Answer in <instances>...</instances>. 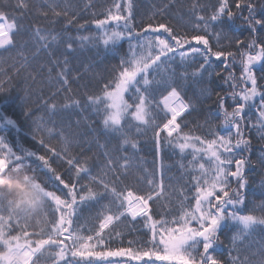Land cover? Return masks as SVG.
Returning a JSON list of instances; mask_svg holds the SVG:
<instances>
[{
    "label": "snow or ice",
    "instance_id": "1",
    "mask_svg": "<svg viewBox=\"0 0 264 264\" xmlns=\"http://www.w3.org/2000/svg\"><path fill=\"white\" fill-rule=\"evenodd\" d=\"M61 2L62 0H54L45 7L51 8L55 17H63L67 20V24L71 25L76 17L74 15L69 17L68 5L61 8ZM5 7L8 5H0V49L7 51L15 47L14 36L22 26L16 23L14 16L11 17V22H7L11 14L4 11ZM14 7L26 10L29 8L28 0H16ZM131 7L129 2L127 14L121 15L119 14L121 5L116 4L117 14L109 10L106 19L94 21L99 28L106 27L108 21H115L118 28L123 29L105 31L102 38H95L106 47H115L125 35L129 40H139L141 35L144 39L136 46L130 45V55L120 60L119 70H114V75L102 86L99 95L87 96V103L89 106H95V114L102 117L103 126L114 132H121L124 122L129 119L137 122V133H141L140 125L153 127L157 152L163 144H171L173 139L181 141L176 146L181 152L186 150L190 152L192 171L199 173L192 176V187L195 188L192 198L195 203L188 205L187 208L182 204L180 214L171 219L163 216L160 219H154L150 202L161 198L164 192L163 179L159 183L155 179H148L146 183L149 191L146 195H137L131 188L126 191L121 189L118 176L115 179H108V172L114 171L117 167L123 169L131 167L128 157H123V163L120 164L105 153L108 157L105 168L108 171L92 178V183L99 190H94L88 185H80L78 190L79 177L81 173L87 174L88 169L76 158H67L71 140L64 136L62 131L57 134L64 139L63 155L57 152L56 148L45 144L43 138L39 139L38 143L52 156L63 159L65 163L75 168L77 179L71 184L62 179L56 169L52 168L49 157L26 149L14 150L7 136L0 134V176L14 175L22 179L30 189L23 195H17L14 190L0 186V264H40L42 259L50 260L51 264H121V259L124 257H130L132 261H139L141 264H157L158 261L161 264L163 262H169V264H264V238L259 241L256 251L250 255L242 256V249L237 247L257 229H264V201L255 205L247 214L236 211L245 203L243 190L246 188L247 180L243 173L245 166L249 163L243 155L240 158L236 156L247 150L251 144L249 139L241 137V124L245 119L246 106L250 107L257 97L260 98L257 109L258 122L264 134V91L261 90L264 89V85L258 84L257 77V71H259L261 73L259 80H264V0H234V7L237 10L235 12L229 5V0H217V4L213 5L211 16H196L198 21L203 22V29L200 23L194 25V28L206 32L209 24L223 23L225 19L231 21L239 15L246 25V30L251 34L250 41L240 38L229 39L223 32L213 33L217 45L223 37L229 39L228 46L234 42L238 49H246L239 53L222 50L213 52L207 35H194L190 38L177 35L165 24H159L155 28L149 24L143 33H134L131 25ZM204 7L199 4V0H196L193 11L195 12L197 8L203 11ZM243 10H246L248 14L243 15ZM39 14L47 17L49 13L41 11ZM161 29L168 34V39L157 34ZM43 32L44 30L39 27L34 28L36 42L40 46L37 48V53L41 49L47 51L51 42L57 39L55 35L42 34ZM148 32L155 35L149 36L146 34ZM79 39L81 43H84L94 38L82 36ZM170 40L172 43L169 42ZM191 41L202 44L203 48L189 47L187 51H184V46L189 45ZM73 43L74 41L68 43L66 48L72 50ZM177 54L181 60L189 56H200L203 59V63L193 75H200L207 71L212 66L211 57L225 64L222 71H228L232 67L228 64V60L231 59L235 64L237 54L240 55L242 72L239 79L243 83L237 84L238 78L232 71H228V75L223 77L224 84H228L233 89L230 97L235 107L232 111L224 108L225 97H219L225 130L235 129L238 137L235 142L230 131L228 135L210 133L213 136L212 139L187 133L181 134L178 119L188 113L192 106L189 101H185L179 86H173L175 81L157 82L158 87H162L167 94L163 95L158 102L154 100L150 92L153 81L149 79V75L159 69L161 64L174 60ZM18 55L23 63L17 61L13 64L17 74L21 70L28 69L27 56L24 53ZM17 63L19 67L16 66ZM52 63L53 67H60L59 60ZM67 63L65 59L64 66L60 67L56 73V79L62 88L69 84ZM257 64L259 69L256 68ZM51 71L52 68H49V72ZM215 75L219 77L221 73L218 72ZM29 76H32L31 72ZM10 79L0 80V92L6 91L5 84L9 83ZM237 87H240L239 92L235 91ZM67 90L70 91V89ZM126 95L133 100L132 103L125 98ZM79 104L80 101H74L72 105L52 103L48 107L51 114L55 115L59 111ZM153 109L161 110L163 123H157ZM29 114L25 112L26 116ZM159 114L156 113V115ZM5 126L18 128L15 120L0 113V129ZM45 130L49 133L53 131L37 124L36 132ZM162 133L166 135L162 137ZM35 138L33 136V139ZM123 143L136 147V142L127 137ZM33 157L35 159L31 160ZM204 160L206 163L201 162ZM34 163L53 173L59 185L67 189V198L57 195L56 191L48 190L46 184L38 181L32 166ZM261 163H264V160ZM233 180L238 185L236 188L232 187ZM105 199H109L110 204L104 212L97 213L95 219L98 224L89 228L87 223H78L80 217L77 208L81 204L99 203ZM256 212H259V215ZM129 215L134 220L143 218L147 222L151 236L146 243L151 244L152 247L137 251L123 248L112 250L109 247L110 236L106 240V230L110 227L114 229L116 222ZM228 222L236 224L239 231L232 237V248L229 251L228 260L225 261L217 258L213 252L216 251L217 245L222 243L220 232ZM33 227L38 231L27 230ZM17 229L19 231L13 235L12 232ZM84 232L92 234L84 235L82 234ZM233 252L236 254L233 255Z\"/></svg>",
    "mask_w": 264,
    "mask_h": 264
},
{
    "label": "trees",
    "instance_id": "2",
    "mask_svg": "<svg viewBox=\"0 0 264 264\" xmlns=\"http://www.w3.org/2000/svg\"><path fill=\"white\" fill-rule=\"evenodd\" d=\"M53 2L54 0H28L29 8L19 10L14 7L16 0H0V5H8L4 11L11 14L7 22H11V17L14 16L16 23L22 26L14 36L15 47L7 51L0 49V80L8 81L11 78L10 82L5 84L6 91L0 92V113L12 118L18 125V128L5 126L0 129V134L7 136L14 150L26 149L49 157L52 168L56 169L62 179L71 184L77 179L75 168L69 166L63 159L52 156L38 143V140L43 138L45 144L56 148L57 152L63 155L64 139L57 134L62 131L64 136L71 140L67 158H76L82 166L88 169L87 174L81 173L79 177L78 190L80 185H88L94 190H99L92 183V178L108 171L105 168L108 159L105 153L120 164L123 163V157H128L131 167L128 169L117 167L114 171L108 172V179H115L118 176L120 188L125 191L131 188L137 195L148 193L149 186L146 183L148 179H155L157 183L163 179L164 192L159 200L150 202L151 214L154 219H160L161 216L166 219L178 216L182 204L187 208L188 205L195 203L192 198L195 193V188L192 187V176L199 175V173L192 171L190 152L188 150L181 152L176 146L181 141L175 139L171 144H163L157 152L155 129L151 126L140 125L141 133H137V122L131 119L124 122L121 132L106 129L101 122L102 117L95 114V106H89L87 103V96L99 95L102 86L114 75V70H119L120 60L130 55V45L136 46L141 43L144 36L141 35L139 40H129L125 35L115 47H106L95 38H102L105 31L109 32L113 26H117V22L108 21L106 27L99 28L94 21L106 19L109 10L117 14L116 4L121 5L119 14L126 15L130 2L132 5L131 25L134 33H143L149 24L153 28L159 24H165L171 27L173 33L177 35L189 38L194 35H207L213 52L222 50L237 53L246 51V49H238L234 42L228 46L229 39L240 38L250 41L251 34L246 30L244 21L238 15L231 21L225 19L223 23L209 24L206 32L195 29L194 25L197 23H200L203 29V22L198 21L196 16H211L213 5L217 4V0H199V4L205 7L203 11L197 8L195 12L193 4L196 0H62L61 8L68 5L69 17L73 15L76 17L75 22L68 25L65 18L55 17L52 9L45 7ZM229 5L234 12L237 11L234 7V0H229ZM41 11H47L48 16L40 15ZM247 14V11L243 10V15ZM120 24L122 25L123 22L121 21ZM81 25L83 27H80ZM36 27L44 30L42 34L50 33L57 37L51 42L47 51L41 49L37 53V48L40 46L34 35ZM215 32H223L229 39L222 37L217 45L216 37L213 35ZM146 34L155 35L151 32ZM157 34H160L162 38H169L162 29ZM82 36H90L94 39L81 43L79 38ZM73 41V49L68 50L66 45ZM169 42L172 43L171 40ZM189 47L203 48V45L191 41L189 45L184 46L183 50L187 51ZM19 53L27 56L28 69L27 71L21 70L17 74L13 64L17 61L23 63ZM65 59L68 62L69 84L62 88L56 79V73L60 67L64 66ZM240 59V55L237 54L235 64L231 59L228 60V64L232 65L228 71H232L238 78L236 81L238 85L243 83L239 79L242 72ZM55 60H59L60 67H53L52 62ZM201 63L203 59L200 56H189L181 60L177 54L174 60L161 64L159 69L150 73L149 79L153 81L150 92L154 100L158 102L167 93L162 87H158L157 82L167 80L172 83L175 81L173 86H179L185 101H189L192 106L188 113L178 119L181 134L187 133L212 139L213 136L210 133L228 135L230 131L233 142H235L238 138L235 129L225 130L223 109L220 108L219 97H225L224 108L228 111H232L235 107L230 97L233 89L223 82V77L228 75V71H222L225 64L211 57L212 66L200 75H193ZM16 66L19 67V64L17 63ZM49 68H52L51 72ZM256 68L259 69V64ZM29 72L32 76H29ZM218 72L221 73L219 77L215 75ZM260 75L261 73L257 71L258 84L264 85V80H259ZM261 90L264 91V89ZM235 91L239 92L240 87H237ZM226 94L229 95L226 96ZM125 98L129 103L133 102L128 95ZM74 101H80V104L59 111L55 115L51 114L48 107L52 103L72 105ZM259 102L260 98L257 97L250 107L246 106L245 119L241 124V137L249 139L251 144L247 150L236 156L240 158L243 155L249 161L243 173L247 180L246 188L243 190L245 203L236 209L240 214H247L253 210L255 205L264 201V163H261L264 160V134L258 122ZM26 111L30 113L28 116L25 115ZM153 112L157 123H163L161 110L153 109ZM156 113L160 114L156 115ZM37 124L44 129H52V133L46 130L36 132ZM164 135L166 133H162V137ZM33 136L36 138L33 139ZM126 137L136 142L135 148L131 144L123 143ZM34 159V157L31 158V160ZM201 162L206 163V160ZM32 166L39 182L46 184L48 190L56 191L57 195H61L62 198H67V189L59 185L53 173L35 163ZM3 177L5 176H0V186L14 190L17 195H23L30 190L22 179L14 175L7 176L9 177L7 181ZM237 186L233 180L232 187ZM109 204V199L99 203L81 204L77 208L80 217L78 223H87V227L92 228L94 224H98L95 219L97 213L104 212ZM256 214L259 215V212ZM27 230L29 232L38 231L35 227ZM17 231L19 229L13 231L12 234H17ZM238 231L236 224L228 222L220 232L222 243L217 245L213 255L227 261L232 248V237ZM82 234L91 235L92 233ZM109 236V247L112 250L123 248L137 251L152 247L151 244L146 243L150 239L151 232L143 218L134 220L130 215L122 218L115 223L114 229L110 227L106 230V240ZM262 238H264V229H257L242 245L238 244L237 247L242 249L241 255H250L256 251ZM130 241L132 243H129ZM235 254L233 252V255ZM132 262L137 261H132L130 257L121 259V264ZM42 264H51V261L46 259Z\"/></svg>",
    "mask_w": 264,
    "mask_h": 264
},
{
    "label": "rangeland",
    "instance_id": "3",
    "mask_svg": "<svg viewBox=\"0 0 264 264\" xmlns=\"http://www.w3.org/2000/svg\"><path fill=\"white\" fill-rule=\"evenodd\" d=\"M121 29H122V27L118 28V26H113L112 29L109 32L114 31V30H121ZM148 248H150V247H148ZM50 251H53V249H50ZM45 260L46 259H42L40 263L42 264L43 262H45ZM128 264H141V262L137 261V262H132V263H128ZM157 264H161V262L158 261ZM163 264H169V263L168 262H163Z\"/></svg>",
    "mask_w": 264,
    "mask_h": 264
},
{
    "label": "clouds",
    "instance_id": "4",
    "mask_svg": "<svg viewBox=\"0 0 264 264\" xmlns=\"http://www.w3.org/2000/svg\"><path fill=\"white\" fill-rule=\"evenodd\" d=\"M3 179H4L5 181H7V180L9 179V177L5 176V177H3Z\"/></svg>",
    "mask_w": 264,
    "mask_h": 264
}]
</instances>
